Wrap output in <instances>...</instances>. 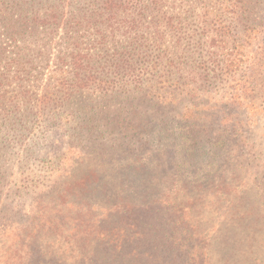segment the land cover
Segmentation results:
<instances>
[{
    "label": "trees",
    "instance_id": "16d2710c",
    "mask_svg": "<svg viewBox=\"0 0 264 264\" xmlns=\"http://www.w3.org/2000/svg\"><path fill=\"white\" fill-rule=\"evenodd\" d=\"M263 84L264 0H0V161L25 147L24 155H31L38 145L35 132L67 125L71 131L64 133L75 144L69 151L84 155L89 140L84 136H93L105 121L104 111L116 109L129 94L148 97L153 105L172 104L180 97L186 101L182 110L161 119L159 127L166 129L175 119L181 124L171 143L182 150L186 165L208 155L219 157L221 166L229 164L230 175L220 176L219 183L228 185L234 201L224 203L214 224L224 220L239 230L238 245L245 248L248 264H264V162L261 157L247 161L240 151L248 144L246 122L239 115L246 113L249 99H257ZM123 144L116 152L125 149ZM145 146L132 150L147 152ZM92 152L99 165L85 174L83 186L103 179L106 174L99 168L113 161L102 157L103 145ZM155 157L146 173L158 184L169 177L157 171L163 156ZM136 164L133 170L139 172L142 164ZM246 173L254 177L250 190L243 181ZM184 184L185 193L193 188ZM159 194L133 207L149 216L120 222L124 237H116V223L108 233L91 228L82 238L83 251H74L75 264H191L192 256L204 264V253L185 244L193 236L184 231L194 235L191 218L171 220L183 233L152 237L153 216L168 217L170 206ZM200 202L202 209L206 201ZM51 213L23 220L0 215L2 264H67L53 234L63 218ZM219 231L215 235L224 239ZM228 236L232 244L234 236Z\"/></svg>",
    "mask_w": 264,
    "mask_h": 264
},
{
    "label": "rangeland",
    "instance_id": "374dc122",
    "mask_svg": "<svg viewBox=\"0 0 264 264\" xmlns=\"http://www.w3.org/2000/svg\"><path fill=\"white\" fill-rule=\"evenodd\" d=\"M128 96L116 109L104 111L105 121L102 126L95 128L96 132L93 136H84L89 139L84 142L86 146L84 155L78 151H69V148L75 144L64 133L66 130L71 131L70 126L67 125L61 130L54 129L45 134L35 132L34 142L38 145L33 148L31 155H24L25 147L22 151L18 150L17 153L4 156L0 161L3 180L0 184V215L10 220L14 217H21L23 220L36 214L40 215L44 211L52 212L50 214L52 216L62 217V227L53 233L62 245L56 250L67 255V264H75L78 261L77 253L84 249L82 238L91 228L108 233L116 223L115 229H119L116 237L119 239L124 237L127 232L123 226H120V222L128 223L130 219L149 216L150 212L135 211L133 207L148 203L151 201V194L152 197L159 196L160 192L164 201L170 203L166 208L169 218L159 214L153 216L151 232L154 239L170 234L178 235L179 231L183 233L171 220L177 221L176 217L180 215V219L189 217L194 225L191 229L194 235L184 231L183 234L188 238L193 236L185 244L187 247H192L190 251L200 253L202 256L204 253V264H248L243 255L245 248L238 245L242 237L239 235V230H235L231 225L228 227L224 220L214 224L218 216L225 211L224 203L230 202L231 199L234 201L232 190L228 185L219 183L220 176L230 175L229 164L221 166L219 157L211 160V156L208 155L198 163H195L196 159H192L191 164L186 165L182 160L184 156L181 154L182 150L175 145L172 146L171 143L175 135L179 134L181 124L175 119V123L168 128L159 127L161 119L175 117L186 101L177 97L178 100L172 104L156 101L157 105H153L148 101V97L143 95L133 93ZM255 99H249L246 113L244 111L239 115L240 119L246 122L243 123L246 124L244 137L248 144V147L241 148L240 151L247 157V161L261 157L264 162V84ZM102 134L103 137L96 139V135ZM167 137L169 139L166 140ZM122 143L125 149L116 152ZM141 143L146 145L147 152L132 150ZM99 144L106 147V153L102 157L113 161H106V165L99 168L100 172L106 174L103 179L98 183L83 186L81 183L85 174L99 165L95 161V153L92 152V147ZM164 147L168 148L165 152H161L164 154L157 153L156 149L160 150ZM161 155L163 161L160 162L161 168L157 171L167 174L169 179L156 184L150 179L152 174L146 173V170L150 169L151 160ZM175 159L178 161L172 165ZM136 162H141L144 166L138 168L141 169L139 172L135 171ZM179 171L187 174L178 176ZM116 173L120 178L116 177ZM134 176L138 181L133 178ZM253 178V174L247 175V173L243 177L247 190L252 189ZM183 182L193 187L187 193ZM197 188L199 191H194ZM222 189L230 191L222 194L220 192ZM189 194L192 197L189 200L192 201L191 207L187 198ZM195 194L197 196L194 198ZM200 201H206L202 209L199 207ZM216 201L222 203L216 204ZM123 207L126 210H122ZM54 211L58 212L54 213ZM105 221L107 224L100 226L101 222ZM212 225L214 228L210 230ZM261 227H263L262 221ZM217 229H220L219 233L225 236L224 239L215 235ZM229 234L234 236L232 244L231 242L228 244ZM260 234L264 238V229ZM257 236L260 239L258 234ZM71 249L73 252L70 254ZM229 255L231 257H228ZM237 256L239 257L235 258ZM61 257L64 258L63 255ZM190 258L194 259L191 264H198L200 261L195 256ZM0 264H2L1 258ZM50 264H54V261L51 260Z\"/></svg>",
    "mask_w": 264,
    "mask_h": 264
}]
</instances>
